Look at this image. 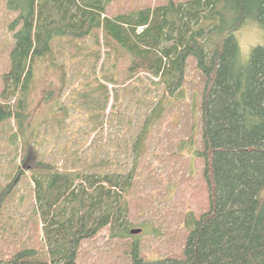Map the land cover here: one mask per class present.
<instances>
[{
	"label": "trees",
	"instance_id": "trees-1",
	"mask_svg": "<svg viewBox=\"0 0 264 264\" xmlns=\"http://www.w3.org/2000/svg\"><path fill=\"white\" fill-rule=\"evenodd\" d=\"M111 0H6L17 13L7 82L16 108L0 103V124L26 120L27 91L35 60L55 39L94 38L119 52L127 74L144 73L171 98L182 93L191 58L204 79L200 104L208 206L185 219L182 258L144 260L132 246L131 264H264V48L243 62L235 34L264 30V0H190L107 16ZM101 38V40H99ZM106 90V87H104ZM40 247L0 250V264H76L83 240L106 230L131 237L127 200L130 176L59 170L38 163L31 177ZM7 192H0V212Z\"/></svg>",
	"mask_w": 264,
	"mask_h": 264
},
{
	"label": "rangeland",
	"instance_id": "rangeland-1",
	"mask_svg": "<svg viewBox=\"0 0 264 264\" xmlns=\"http://www.w3.org/2000/svg\"><path fill=\"white\" fill-rule=\"evenodd\" d=\"M165 3L111 0L107 16ZM16 18L0 0V103L11 108L18 93L5 75L14 45L9 26ZM235 37L243 62L253 48H264V30L256 25L243 27ZM127 65L124 56L94 38L55 39L50 53L34 61L24 127L20 130L14 120L0 124V192H7L0 250L40 247L31 177L38 163H45L59 170L130 176V231L141 232L119 238L103 230L80 243L76 264H131L133 245L144 260L182 258L185 219L208 206L204 163L194 156L202 149L205 82L189 58L182 93L171 98L144 73L127 74Z\"/></svg>",
	"mask_w": 264,
	"mask_h": 264
},
{
	"label": "water",
	"instance_id": "water-1",
	"mask_svg": "<svg viewBox=\"0 0 264 264\" xmlns=\"http://www.w3.org/2000/svg\"><path fill=\"white\" fill-rule=\"evenodd\" d=\"M141 232V230H132L131 232H130V234L131 235H137V234H139Z\"/></svg>",
	"mask_w": 264,
	"mask_h": 264
}]
</instances>
